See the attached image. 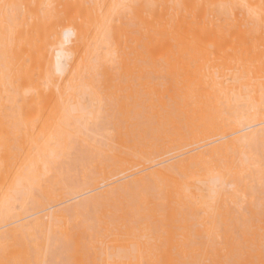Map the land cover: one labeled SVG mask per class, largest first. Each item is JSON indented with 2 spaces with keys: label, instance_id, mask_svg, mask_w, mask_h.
I'll return each mask as SVG.
<instances>
[{
  "label": "bare ground",
  "instance_id": "obj_1",
  "mask_svg": "<svg viewBox=\"0 0 264 264\" xmlns=\"http://www.w3.org/2000/svg\"><path fill=\"white\" fill-rule=\"evenodd\" d=\"M0 264H264V0H0Z\"/></svg>",
  "mask_w": 264,
  "mask_h": 264
}]
</instances>
